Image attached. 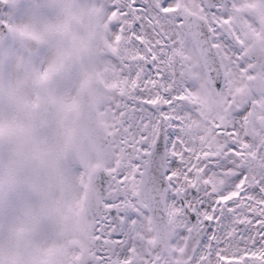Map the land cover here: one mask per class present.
Wrapping results in <instances>:
<instances>
[{
  "label": "snow or ice",
  "instance_id": "6c2138e0",
  "mask_svg": "<svg viewBox=\"0 0 264 264\" xmlns=\"http://www.w3.org/2000/svg\"><path fill=\"white\" fill-rule=\"evenodd\" d=\"M176 3L98 0L99 7L94 8L108 22L110 36L117 43L124 39L137 55L117 48L106 57L115 82L92 119L97 138L111 148L115 163L94 178L89 209L91 248L85 264H116L115 258L129 251L130 225L149 213L163 216L168 203L181 210L183 219L173 243L190 244L192 264H264V175L254 184L246 183L249 171L237 159L240 145L234 133L238 123L216 125L219 150L193 158L179 132L181 118L190 110L184 103V89L173 84V77L165 71L164 56L158 55L188 29L208 60L216 89L223 90L226 57L231 54L239 61L243 55L241 41L229 27L230 0H201L202 14L197 17L173 15ZM260 12L264 14V0ZM0 23L11 36L37 46L48 44L55 35L69 36L70 20L42 30L29 24ZM4 39L0 34V44ZM22 63L18 61L17 67ZM64 70L61 53L38 73L34 83H52ZM24 83L10 84L6 97L0 83V147L5 138L25 130L12 116L16 108L39 107V93L35 101L20 95ZM67 107L74 110L77 104L73 101ZM247 112L248 108L233 109L234 121ZM129 177L142 187L135 198L126 183ZM141 202L149 207L145 209ZM229 245L243 251L226 255Z\"/></svg>",
  "mask_w": 264,
  "mask_h": 264
},
{
  "label": "flooded vegetation",
  "instance_id": "af4514ba",
  "mask_svg": "<svg viewBox=\"0 0 264 264\" xmlns=\"http://www.w3.org/2000/svg\"><path fill=\"white\" fill-rule=\"evenodd\" d=\"M180 2L181 0H177ZM201 8L202 4L201 2L196 5V9L193 12L198 13L201 15ZM179 12L172 13L173 15H178ZM229 13V27L232 30L233 34L241 41V46L243 50V55L240 56L242 59V63H239L238 61H234L231 54H229L225 61V68L228 75V79H235V81L240 80V76L242 75V72H247L246 80L248 84L250 85V88L253 90H257L259 92H262L263 86L261 85H251L255 80L256 70H254L253 65L250 62H245L246 59L244 57L246 49L256 40L254 38H251V33L249 32V29L245 26H241L238 24L237 16H235V4L230 9L228 8ZM251 26L254 30H258L260 27V19L256 15L254 19L251 22ZM183 27V26H181ZM105 40L103 44V49L105 52V59L109 53H112L116 50L114 38L110 36L109 32L107 35L102 36ZM197 39L192 34L191 31L188 29H184L177 39L176 43L172 45L170 48H165L162 53H159L158 55L164 56V65H165V71L173 77V84L178 85L184 89V95L186 96V99L184 101L185 104L188 105L189 111H187L182 119V124L179 128L180 132V138L183 141V145L189 153L192 155L193 158L196 156H199L201 158L204 157V154H212L216 148H220V136L218 135V129L216 125L219 123L216 121L218 119L219 113L222 112V114L225 116V118L228 120L227 124L231 125L233 122H237L239 127L237 132L234 133L235 140L240 145L239 152L247 155V153H252L255 150L256 142L257 140H254V137H260L261 134L259 133L261 128H263V123L260 119L262 116V110L261 106L259 104V108L255 109V105H250L249 103L242 102L241 106L242 109L248 108V112L246 115L242 118H240L238 121H234L233 116H227L226 115V108H224L221 111H215V108H211L213 111H209V117L210 122L205 121V117L201 111H198L196 107L193 108L191 105V96L192 94L202 98L206 95V93L212 92L210 84H208V69H207V63L205 61L206 56L202 57L197 49ZM120 50H127V53L130 55H133L135 52L134 49L128 48L125 46L118 47ZM97 53L94 52L92 55V59L95 61ZM229 57H231V62H229ZM106 64L109 66V61L106 59ZM177 65H179V68H177ZM105 91V90H104ZM235 92V91H234ZM236 94V92H235ZM249 92L246 93V98L248 96ZM217 96H220L221 93L217 94ZM216 96H214L215 98ZM249 99V98H247ZM231 102V101H230ZM227 106V105H226ZM207 110V109H206ZM205 111V110H202ZM259 113V117L257 118L256 112ZM233 117V120L231 119ZM245 117L250 119L253 123L252 126V137L250 138L247 136V129L245 128ZM221 124V122H220ZM223 125V124H222ZM221 125V126H222ZM262 136L264 137V132H262ZM209 135V138H206L205 135ZM213 136H216L218 139L214 140L212 139ZM209 141H212L214 143L210 144ZM104 155V156H103ZM103 165L104 167L111 169L114 166L115 160L113 156V152L111 148H108V151L103 154ZM238 159V157H237ZM124 163V160H121V164ZM240 166L243 167L244 163H240ZM247 166V165H246ZM126 183L129 185V191L132 193L133 197L136 195L138 191L141 190V186L138 184L137 180H133L131 177L126 181ZM143 204V207L145 206L144 202H141ZM167 213L170 218L172 219H178L182 216L181 210L173 205L172 203L167 204ZM149 214L144 215L142 222H145L149 224L150 216ZM149 221V222H148ZM151 224V222H150ZM146 238H150V236H146ZM141 247H148V243L146 244H140ZM235 246L230 250V253L232 255L239 254V251L234 249ZM166 250L163 249H153L151 253L147 256V260L145 261V264H172L169 257L172 258H178L180 260H184L185 264H192V261H189L187 263V260L191 258L192 249L189 243L181 241L179 243H173L172 250L168 254L165 252ZM128 257V254L123 256L116 257V264H122V260L126 259ZM118 258V260H117Z\"/></svg>",
  "mask_w": 264,
  "mask_h": 264
},
{
  "label": "rangeland",
  "instance_id": "374dc122",
  "mask_svg": "<svg viewBox=\"0 0 264 264\" xmlns=\"http://www.w3.org/2000/svg\"><path fill=\"white\" fill-rule=\"evenodd\" d=\"M21 1L22 0H15V11L18 8H22V6L19 7V2ZM72 2L81 6L80 11L86 9L87 3L89 6V0H61V3L65 7H68V5ZM49 3L54 4V0H28L27 6L22 8L19 16L16 14L15 17H13V23L29 24L34 27L37 25L40 30L50 24H63L65 19L60 16L59 8L54 6L53 10H50L46 7ZM29 8L30 10L28 11ZM14 38L15 41H18V38ZM21 60L23 61L22 66L18 68L16 63L15 67H13L14 71L12 72H14V76L22 75V79L23 75L27 72L25 69L24 58L22 57ZM32 60L33 61L30 66L31 73L36 75L40 72L38 67L39 59L34 58ZM18 61L19 60H17V62ZM28 111L32 120L35 114L32 112L31 108H28ZM18 121L22 122L20 119ZM209 136L210 134L205 135L206 138H209ZM212 139L217 140L218 138L213 136ZM209 142L210 144L214 143L212 141ZM263 142L264 140L259 143L258 147H256L257 151L259 150V146L262 147ZM260 154L262 157H259V160L253 159L251 160V164H249L250 167L248 171L251 179V181H249L250 184L255 183L256 179H259L260 176L264 175V152ZM57 168L60 170L66 169L67 171L66 164L58 166ZM9 170H11L10 166L7 167V171ZM7 171L3 167H0V196L2 200L9 197L10 191L9 187H7L8 185L12 184V187H16L18 184H15V181L23 180L22 177L14 175V172L9 171L7 173ZM71 173L73 174L72 170ZM73 176L74 175H67V181L72 178L74 183ZM60 180L61 174L56 175L53 178V183H59ZM73 183L67 187V191L71 192L74 189L75 186ZM57 188H59V185ZM53 190L58 194V200L56 201L55 208L37 212L40 205V198L37 193L32 192L30 202L28 197L20 196V202L18 201L19 204L17 202V205L15 204L13 209L14 213L11 214V216L8 215L9 217L6 216L2 225V219L0 217V264H10L8 262L9 259H11V257H8L9 249L12 250L11 253H15L17 251V249L13 248L9 244L10 239L18 241L21 248L25 246L26 249L31 251L42 250L49 257H57L63 261V264H70L74 258L73 256L75 255L77 247H83L82 244L88 240L84 239L83 236L85 235L88 221L84 218V216H77L82 204H79V201L75 200V196H79L81 192L77 191V194L73 195L68 192V197H64L66 205L70 208L65 214V203L61 195L62 193L54 189V186ZM74 202L76 203L75 205H77V210H73ZM0 203L3 208H6L5 202ZM33 209L34 212L32 213ZM42 217L46 218L42 219ZM11 260L12 264H17L15 259L12 258Z\"/></svg>",
  "mask_w": 264,
  "mask_h": 264
},
{
  "label": "clouds",
  "instance_id": "9594fccd",
  "mask_svg": "<svg viewBox=\"0 0 264 264\" xmlns=\"http://www.w3.org/2000/svg\"><path fill=\"white\" fill-rule=\"evenodd\" d=\"M54 6L59 8L60 16L70 20L73 32L77 35L80 33L81 12L73 6L65 7L61 0H54ZM42 30V29H41ZM60 41L62 52L65 56V70L83 65V51L70 38L58 35L49 38V42ZM37 86L41 90L47 89L50 85ZM39 107L31 108L35 114L30 122H21L25 130L14 138H5L4 142H13L24 154H32L38 147L42 130L45 127L47 116L50 113L53 117V123L56 128V135L59 140L61 151L51 152L47 160L51 161L53 169L59 166L63 157L68 155L83 156L90 163H95V153L85 133L86 116L92 107L94 100L98 96V89L95 80L86 70L81 72L80 79L75 90L71 94L57 95L54 97L45 96L42 91L40 94ZM36 97L30 101H35ZM73 101L77 108L69 110L67 105ZM45 149H42L44 151ZM40 172L36 176L37 195L40 198V205L37 212L41 210L55 208L58 194L53 190V173L47 169V164H39ZM46 218V217H42ZM9 244L17 249L13 259L17 264H63V261L57 257H49L45 252L31 251L21 248L20 243L16 240H9Z\"/></svg>",
  "mask_w": 264,
  "mask_h": 264
}]
</instances>
